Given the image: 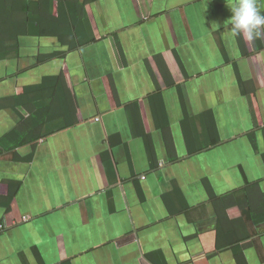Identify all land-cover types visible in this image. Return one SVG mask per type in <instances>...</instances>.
Masks as SVG:
<instances>
[{
    "label": "crops",
    "instance_id": "1",
    "mask_svg": "<svg viewBox=\"0 0 264 264\" xmlns=\"http://www.w3.org/2000/svg\"><path fill=\"white\" fill-rule=\"evenodd\" d=\"M238 2L0 0V264H264Z\"/></svg>",
    "mask_w": 264,
    "mask_h": 264
},
{
    "label": "clouds",
    "instance_id": "2",
    "mask_svg": "<svg viewBox=\"0 0 264 264\" xmlns=\"http://www.w3.org/2000/svg\"><path fill=\"white\" fill-rule=\"evenodd\" d=\"M229 8L232 12L229 23L234 36L244 35L249 41L264 38V15L255 6V0H239Z\"/></svg>",
    "mask_w": 264,
    "mask_h": 264
},
{
    "label": "built area",
    "instance_id": "3",
    "mask_svg": "<svg viewBox=\"0 0 264 264\" xmlns=\"http://www.w3.org/2000/svg\"><path fill=\"white\" fill-rule=\"evenodd\" d=\"M3 228H4V226H0V231H2V230H3Z\"/></svg>",
    "mask_w": 264,
    "mask_h": 264
}]
</instances>
